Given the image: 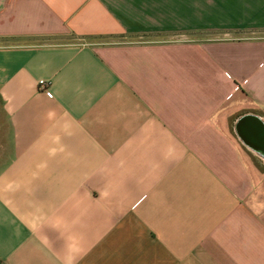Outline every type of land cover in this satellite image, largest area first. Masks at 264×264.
<instances>
[{
  "label": "crops",
  "instance_id": "obj_1",
  "mask_svg": "<svg viewBox=\"0 0 264 264\" xmlns=\"http://www.w3.org/2000/svg\"><path fill=\"white\" fill-rule=\"evenodd\" d=\"M232 28L264 0H0V264H264V39Z\"/></svg>",
  "mask_w": 264,
  "mask_h": 264
},
{
  "label": "rangeland",
  "instance_id": "obj_2",
  "mask_svg": "<svg viewBox=\"0 0 264 264\" xmlns=\"http://www.w3.org/2000/svg\"><path fill=\"white\" fill-rule=\"evenodd\" d=\"M208 37L215 40H230V41H253L264 39V29H248L244 31H238L236 29H229L228 31L214 32L208 34ZM55 41H75L71 36L62 38V40L55 39H42L40 43H52Z\"/></svg>",
  "mask_w": 264,
  "mask_h": 264
},
{
  "label": "built area",
  "instance_id": "obj_3",
  "mask_svg": "<svg viewBox=\"0 0 264 264\" xmlns=\"http://www.w3.org/2000/svg\"><path fill=\"white\" fill-rule=\"evenodd\" d=\"M47 85H48V83L46 81H44V80L39 81V88L41 90L45 91L48 96H50V94L47 90Z\"/></svg>",
  "mask_w": 264,
  "mask_h": 264
},
{
  "label": "flooded vegetation",
  "instance_id": "obj_4",
  "mask_svg": "<svg viewBox=\"0 0 264 264\" xmlns=\"http://www.w3.org/2000/svg\"><path fill=\"white\" fill-rule=\"evenodd\" d=\"M247 126H249L250 124H246ZM250 127V129L252 130V131H255V128H254V126H249Z\"/></svg>",
  "mask_w": 264,
  "mask_h": 264
},
{
  "label": "water",
  "instance_id": "obj_5",
  "mask_svg": "<svg viewBox=\"0 0 264 264\" xmlns=\"http://www.w3.org/2000/svg\"><path fill=\"white\" fill-rule=\"evenodd\" d=\"M240 121H241V120H240ZM237 126H239V124H238Z\"/></svg>",
  "mask_w": 264,
  "mask_h": 264
}]
</instances>
